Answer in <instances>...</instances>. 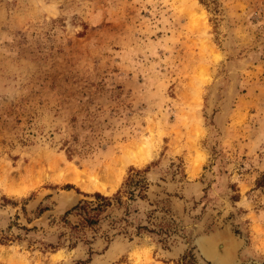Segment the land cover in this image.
Returning a JSON list of instances; mask_svg holds the SVG:
<instances>
[{"label": "rangeland", "instance_id": "obj_1", "mask_svg": "<svg viewBox=\"0 0 264 264\" xmlns=\"http://www.w3.org/2000/svg\"><path fill=\"white\" fill-rule=\"evenodd\" d=\"M143 140L108 194L58 175ZM210 235L264 264V0H0V264H216Z\"/></svg>", "mask_w": 264, "mask_h": 264}, {"label": "bare ground", "instance_id": "obj_2", "mask_svg": "<svg viewBox=\"0 0 264 264\" xmlns=\"http://www.w3.org/2000/svg\"><path fill=\"white\" fill-rule=\"evenodd\" d=\"M198 67H201V69H203L201 65H199ZM199 71L198 72L202 76V71ZM145 142L146 141L143 140L138 143L132 142L129 145H126L124 147L123 154L120 157L103 162L99 167L95 168L91 172L79 170L68 164L65 165L64 168H61L58 175L63 179L75 182L83 189L97 190L102 193L108 194L117 186L118 181L121 178L122 169L125 163L128 161L135 163L139 162L142 159V157H140L139 155L142 154V146L143 144H145ZM48 166L52 170L55 169L56 166L58 168V166H60V161L57 158L50 159L48 161ZM196 169L197 165L194 162L192 173H194ZM23 173L29 174V172L25 170H23ZM19 175L21 176V172L19 173Z\"/></svg>", "mask_w": 264, "mask_h": 264}, {"label": "water", "instance_id": "obj_3", "mask_svg": "<svg viewBox=\"0 0 264 264\" xmlns=\"http://www.w3.org/2000/svg\"><path fill=\"white\" fill-rule=\"evenodd\" d=\"M196 244L205 259L216 264H233L230 260L231 251L221 238H215L213 235L201 236L196 239Z\"/></svg>", "mask_w": 264, "mask_h": 264}, {"label": "trees", "instance_id": "obj_4", "mask_svg": "<svg viewBox=\"0 0 264 264\" xmlns=\"http://www.w3.org/2000/svg\"><path fill=\"white\" fill-rule=\"evenodd\" d=\"M139 182V181H138ZM137 184V182H136ZM119 192V189L117 190L116 193ZM130 194H132V192H130ZM96 199H100L102 200V202H98L96 203L94 206L93 205H90L89 201L87 200H80L78 203H76L72 208L71 210L73 209H77L79 210L82 214H84V220L87 221L88 223H95L98 218L97 216L100 214V212L104 209L103 207L107 204H109V200L110 198L107 197V196H103L99 193H94L93 194ZM103 206V207H102ZM70 210H67L65 213H69Z\"/></svg>", "mask_w": 264, "mask_h": 264}, {"label": "crops", "instance_id": "obj_5", "mask_svg": "<svg viewBox=\"0 0 264 264\" xmlns=\"http://www.w3.org/2000/svg\"><path fill=\"white\" fill-rule=\"evenodd\" d=\"M261 109V107H259ZM260 109L256 108V111H260Z\"/></svg>", "mask_w": 264, "mask_h": 264}]
</instances>
